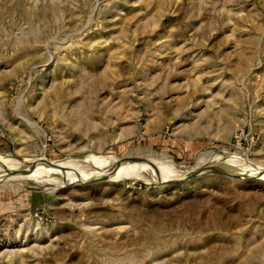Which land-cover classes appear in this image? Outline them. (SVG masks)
Returning a JSON list of instances; mask_svg holds the SVG:
<instances>
[{
  "label": "rangeland",
  "instance_id": "1",
  "mask_svg": "<svg viewBox=\"0 0 264 264\" xmlns=\"http://www.w3.org/2000/svg\"><path fill=\"white\" fill-rule=\"evenodd\" d=\"M225 152L264 171V0H0V161L90 177L0 172V264H264Z\"/></svg>",
  "mask_w": 264,
  "mask_h": 264
},
{
  "label": "bare ground",
  "instance_id": "2",
  "mask_svg": "<svg viewBox=\"0 0 264 264\" xmlns=\"http://www.w3.org/2000/svg\"><path fill=\"white\" fill-rule=\"evenodd\" d=\"M222 151L220 152H216L215 150L213 151H205L204 153H209L210 156H219L221 154ZM202 153V154H204ZM201 154V155H202ZM223 158L226 160H229L232 162V166L234 167V170H236L238 167H243L244 169L248 170L247 172H245L246 174H249L250 176H254L256 178H263L264 179V171L260 170L258 168H252L249 166L250 162L246 161V160H240L239 158H237L235 155H232L229 152H225L223 155ZM221 159V158H220ZM78 160L82 163H87L89 164V160L88 159H75ZM198 161V160H197ZM222 163V162H221ZM227 164V163H226ZM69 165V164H68ZM197 165V163H196ZM193 168L190 172L195 171V170H206L209 169V163H206L205 161L202 162L198 167ZM46 166L45 163H41V162H37V161H33V160H22V161H17L16 159L13 158H5V160L0 161V172H4V171H15V169H17V172H14L15 177H20L22 175H25V177L27 179H35L37 181L43 182L47 179H49V183L52 184L53 186H56L57 184H59V182L66 181L68 183H74V182H80L82 180H86V179H90V177L84 176V175H77L73 172L74 174V178H66V176L63 175H59V173H57L56 171H46ZM134 168V167H133ZM133 168H127V170L129 171H125L124 172L121 171H114L113 175L116 176L117 178H125V179H132V180H140L143 182H147V183H168L170 181L176 180L177 178L179 179V177H176L175 179H172L170 176H164L162 174H155L150 172H137V170H132ZM230 170V169H229ZM250 171H253L254 173H250ZM233 171V170H230ZM72 172V171H71ZM188 173V174H189ZM187 174V175H188ZM104 176V171H102V173H96L94 174L93 177L95 176ZM186 175V176H187ZM13 176V175H12ZM9 177V176H8ZM185 177V176H184ZM181 178V177H180ZM9 179V178H8ZM6 178V180H8ZM116 179V178H115ZM1 180V179H0ZM3 180V179H2ZM36 182V181H35Z\"/></svg>",
  "mask_w": 264,
  "mask_h": 264
},
{
  "label": "water",
  "instance_id": "3",
  "mask_svg": "<svg viewBox=\"0 0 264 264\" xmlns=\"http://www.w3.org/2000/svg\"><path fill=\"white\" fill-rule=\"evenodd\" d=\"M216 152H220V150L216 149L215 150ZM228 171H230L229 169L227 170H223V169H206V170H195V171H192L190 172V174H188L187 176L183 177V178H180V179H176V180H173V181H170L166 184H171V183H180V182H184V181H188L190 179H193L197 176H200L202 174H227ZM108 177V176H106Z\"/></svg>",
  "mask_w": 264,
  "mask_h": 264
}]
</instances>
